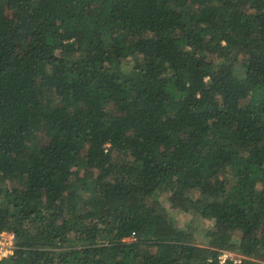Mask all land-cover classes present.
<instances>
[{
  "label": "trees",
  "instance_id": "trees-1",
  "mask_svg": "<svg viewBox=\"0 0 264 264\" xmlns=\"http://www.w3.org/2000/svg\"><path fill=\"white\" fill-rule=\"evenodd\" d=\"M3 231L0 264H264V0H0Z\"/></svg>",
  "mask_w": 264,
  "mask_h": 264
},
{
  "label": "rangeland",
  "instance_id": "rangeland-1",
  "mask_svg": "<svg viewBox=\"0 0 264 264\" xmlns=\"http://www.w3.org/2000/svg\"><path fill=\"white\" fill-rule=\"evenodd\" d=\"M190 218V215L187 213L182 214L181 221H184L186 219ZM3 234L2 239H0V250L2 253H6L5 255L12 252L13 247V237L11 236L10 232L3 231L0 233V235ZM12 237V238H10ZM226 255V256H225ZM235 257L238 256L237 254L230 252V251H224L220 257Z\"/></svg>",
  "mask_w": 264,
  "mask_h": 264
},
{
  "label": "built area",
  "instance_id": "built-area-1",
  "mask_svg": "<svg viewBox=\"0 0 264 264\" xmlns=\"http://www.w3.org/2000/svg\"><path fill=\"white\" fill-rule=\"evenodd\" d=\"M2 236H3V234L0 235V239H2ZM11 236L13 237L12 233H11ZM12 237H10V238H12ZM5 254L6 253H2L1 250H0V257L5 256ZM220 255H222V254H220ZM220 258H221V261H224L226 257H220Z\"/></svg>",
  "mask_w": 264,
  "mask_h": 264
}]
</instances>
